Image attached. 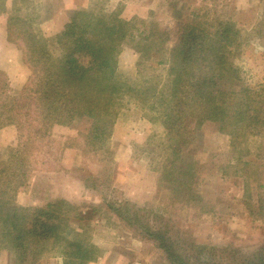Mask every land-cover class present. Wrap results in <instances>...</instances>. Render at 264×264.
<instances>
[{
    "label": "rangeland",
    "instance_id": "rangeland-1",
    "mask_svg": "<svg viewBox=\"0 0 264 264\" xmlns=\"http://www.w3.org/2000/svg\"><path fill=\"white\" fill-rule=\"evenodd\" d=\"M43 1L27 9L21 0H0L2 7L9 8L4 17L6 35L22 54V64H0V83L6 79L1 70L17 74L14 87H10L6 79L14 94L24 89L32 90V46H44L52 58H58V36L78 11L115 15L130 25L132 39L126 40L117 59L118 75L128 84H139L153 74L163 79L166 64L158 62L168 60L169 50L178 38L179 24H200L207 30H214L221 22L232 25L239 33L236 42L239 49L231 59L240 69L247 87L264 86V0ZM157 30L164 32L167 50L151 53L149 60H142L144 58L135 50L139 48V35L146 36ZM136 107L143 109L144 117L152 126L142 128L139 135L134 133L132 139L136 144L133 148L125 149L120 143L131 138L130 134L125 138L123 134L117 141L108 143L109 154L95 153L94 146L100 144H87L84 136L89 125L80 122L68 131L51 130V137L33 145L39 151L32 152L31 123L29 127L16 129L15 135L1 136L0 161L6 158L9 150H20L22 155L31 157V172L32 157L37 168L47 163L44 168L53 169L56 167L53 158L67 147L64 163H67L68 174L95 189L82 196L83 206L86 202L100 204L103 198L117 205L132 204L148 213L144 223L149 232H167L178 252H183L184 248L188 251L206 247L215 249L216 259L218 256L221 261L224 257L223 261L235 263L239 257L264 250V155L255 157L258 146L264 141L255 137L239 147H232L229 137L219 133L213 123L202 125L193 137L189 135L192 124H185L187 135L170 138L161 120L148 106L129 104L120 112ZM125 155L130 160L125 159ZM245 164L249 165L247 172H244ZM166 169L172 171L171 181L164 179ZM113 185L118 189H112ZM110 214L100 208L87 212L86 218L99 215L106 220ZM87 221L82 224V231L91 243L102 248L99 260L90 264H172L164 259L162 251L156 247V239L140 228L136 219L128 224L119 221L117 227L102 225L97 228L87 226ZM59 253V249L48 252L37 264H63L62 260L55 263L50 260ZM0 264H15L13 254L1 250Z\"/></svg>",
    "mask_w": 264,
    "mask_h": 264
},
{
    "label": "trees",
    "instance_id": "trees-1",
    "mask_svg": "<svg viewBox=\"0 0 264 264\" xmlns=\"http://www.w3.org/2000/svg\"><path fill=\"white\" fill-rule=\"evenodd\" d=\"M3 10L0 3V14ZM176 35L168 60L158 62L166 64L163 79L153 74L139 84H128L118 75L117 59L126 40L132 39L130 25L115 15L76 12L58 36V58H52L44 46H32V90L14 94L6 79L0 83V129L20 130L32 123V152H38L33 145L48 138L54 126L69 128L83 122L89 125L84 140L99 143L93 151L107 155L118 113L133 104L148 106L170 138L187 135L185 124H192L189 135L193 137L202 125L213 123L229 137L232 147L255 137L264 141V86L247 87L231 59L239 49L238 31L221 22L214 30L190 23L179 24ZM164 37L159 30L139 35L135 50L142 60H149L151 53H164ZM141 64L137 63L138 72ZM262 153L264 144L258 146L255 157ZM30 158L20 150H9L0 161V251L11 252L15 264H37L58 249L63 264L94 263L101 252L86 237L83 226H71L72 218L77 223L84 219L72 205L64 201L43 208L14 205L17 190L31 172ZM245 165L247 172L249 165ZM171 175L166 169L164 179L171 181ZM106 210L122 223L136 219L172 264H264V250L239 257L235 263L216 259L215 249L206 247L178 252L167 232H149L146 211L128 203H107Z\"/></svg>",
    "mask_w": 264,
    "mask_h": 264
},
{
    "label": "crops",
    "instance_id": "crops-1",
    "mask_svg": "<svg viewBox=\"0 0 264 264\" xmlns=\"http://www.w3.org/2000/svg\"><path fill=\"white\" fill-rule=\"evenodd\" d=\"M21 1L28 6L27 9H29L30 7L39 6L40 3L38 1H41L42 3L45 2L43 0H38V1L21 0ZM8 10L9 8L6 5L3 12L0 14V59H1L0 64L2 65L12 64L17 66L23 63L21 62V58H20L22 57V54H21V50L18 47H16V45L10 43V40L6 35L7 30H6V21L4 17L7 14ZM1 72L4 74L8 83L11 84L10 87H14L13 82H16L17 74L15 73V75H12L10 74V72H7L6 70H1ZM143 112L144 111L142 108H137V109L132 108L130 110L128 109L126 111L119 112L112 128L109 144L113 143L111 142V140H113L114 142L117 141V138L122 137L123 134H124V138L125 135L130 134L131 138L124 139V141L121 140L120 143L124 144L125 149L133 148V146L136 144L134 139H132L135 136L134 133H137V135H139V131H141L142 128L147 129L149 125L152 126L150 121H148V119L144 117ZM56 129L57 130L60 129L62 131H68L67 130L68 127L54 126L52 128V132ZM15 132H16V128L13 126L4 127L0 129V138L4 134L6 135L12 133L15 135ZM61 150L64 151L61 152V154L59 153L58 156L55 155L56 157L53 158L54 162L56 163V167L53 169L52 168L45 169L44 166H46L47 163L39 165L40 168H37L35 164V160L32 157V172L29 174L26 184L17 190L14 205L19 208H43L48 204L55 203L58 201H64L72 205L74 208H76L77 211H79V213L81 214L82 218H84L82 219L83 221H79L78 223L74 218H72L70 220V224L74 228H77L78 225L82 226L85 220H88L86 222L87 226L92 225L95 228L100 227L102 225L104 226L118 225L119 224L118 219L111 214L110 216L108 215V218H106V220H104L103 218H99V215L96 218L93 219L91 218L92 220L85 218L86 217L85 214H87V212L89 211L93 212L95 210L98 211L100 210V208H104L106 210V204L112 202L108 200L103 201L102 199L100 204L92 203L90 205L87 202L85 206L81 204L83 202L82 196L84 194L86 195L89 192H92L95 189L93 187L91 188L86 187V185L83 184V181H81L80 179L78 180L74 179L68 174L69 170L67 163H64L65 161L64 156H65V152L67 151V147ZM125 159L130 160V157L128 155H125ZM112 189H118V188H116L113 185ZM109 192H111L110 186H109ZM113 204L116 203L113 202ZM92 243L94 246L97 247V249L102 254V248L98 244L94 242ZM50 260L51 262L55 263L56 261L60 262L62 259L61 256L57 254V255H53L50 258Z\"/></svg>",
    "mask_w": 264,
    "mask_h": 264
}]
</instances>
